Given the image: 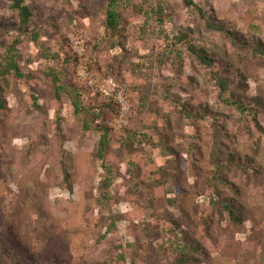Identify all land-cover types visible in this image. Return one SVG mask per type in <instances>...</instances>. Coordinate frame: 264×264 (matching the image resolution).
<instances>
[{
	"label": "rangeland",
	"instance_id": "rangeland-1",
	"mask_svg": "<svg viewBox=\"0 0 264 264\" xmlns=\"http://www.w3.org/2000/svg\"><path fill=\"white\" fill-rule=\"evenodd\" d=\"M107 2L26 0L39 37L19 47L23 77L1 82L0 264H173L184 243L199 250L192 264H264V134L253 120L264 128V58L247 46L264 42V0H119L114 36ZM16 26L0 0V64ZM82 30L90 67L115 77L131 104L104 161L95 126L109 127L110 113L73 79L68 34ZM183 34L213 67L176 41ZM55 78L81 92L82 114ZM129 129L150 148L120 141Z\"/></svg>",
	"mask_w": 264,
	"mask_h": 264
},
{
	"label": "trees",
	"instance_id": "trees-1",
	"mask_svg": "<svg viewBox=\"0 0 264 264\" xmlns=\"http://www.w3.org/2000/svg\"><path fill=\"white\" fill-rule=\"evenodd\" d=\"M8 1H9V7L16 13L17 36L15 38H13L12 41L9 43V45L6 47L4 54H3V57L1 59L2 62L0 64V108H4V105H5L4 101L2 99V96H3L2 92L3 91H2V87H1V82H3V80H5L10 75H13V76L18 77V78L23 77V74L21 73V67L19 65V58L21 57L19 47L23 42V38L25 36L29 35L30 40L33 41V40L38 39V37H39V34L34 29V24H33L34 10L30 7L29 4L26 3V0H8ZM118 2H119V0H108L107 6L105 9L104 27H105L106 33L109 34L110 36H114L115 33H118L119 28H120V25H119L120 24V15H119V12L117 10V6L119 5ZM199 12H200V15L203 17V19L205 20V23L208 26V28L216 29V30L224 32L226 37H228L230 39V41L232 42V44L234 46L240 45L237 42V37L231 31L225 29L222 25H218L214 21V19H215L214 15L207 16L205 11H203L202 9H199ZM90 41H91V39L86 44L85 59H86L88 69L94 71L90 67V64L88 63V60H87V48H88ZM176 41L184 42V44H186V48L188 50H190V52L195 54L201 63H203L209 67L214 66V60L206 54L204 49L197 48L194 45L192 38L190 40V36H188L187 34L180 35L176 39ZM241 45H244V44H241ZM247 46L250 48V50L252 51V54L254 56H259V57L264 58V42L263 41H261L260 39L259 40L257 39L254 42H247ZM68 48H69V52H70L69 54H70V58L72 60V67H73V72H74V68L76 65V57L71 52L69 44H68ZM106 75H109V74H106ZM110 76H112V75H110ZM54 80H57V81L53 82L55 85V90H56L57 96H59L62 93H66V95L69 97L70 102L73 106L74 112L76 114H82L84 106H83L82 101H81L82 100L81 92L73 90V89H68L67 86H65L64 84L58 83L59 79H57V78L53 79V81ZM216 80H217L218 86L220 88V93L221 94L226 93L228 90V87H229V82H228L229 77H227V76L221 77L219 75V76H216ZM81 88H83V87H81ZM83 89H85V88H83ZM85 90H87V89H85ZM94 96L98 97V95H94ZM98 99L101 101V104L104 107H106L107 110L109 111V113H110L109 118L116 115L117 107L112 101H109V100L103 101L99 97H98ZM224 100L227 103L230 102V104L234 105L235 108L240 110L241 112L248 111L251 113V111H252L248 106H245L239 99L231 98L229 100L228 99H224ZM253 120H254L257 128L264 134V128H262L259 125V123L255 117L253 118ZM83 127L86 130L90 128V126L85 121L83 122ZM95 128H96V130H98L100 132V135H99V139L97 141V146H96L94 154L98 160L104 161L106 158V155H107V150L109 148L110 136H111L112 130L110 127H103L101 125H96ZM125 128H123L122 130H124ZM123 136L124 137L121 138L120 141L121 140H124L127 142L136 141L140 146H141L142 142L149 143L142 133H140L139 131L133 130V129H129V130L125 131ZM217 165L218 164L216 163V166ZM223 206L225 208L224 210L226 211V213L228 214L230 219L235 220V221H240L239 214H238L237 210H235L233 205L226 203ZM178 250H179V254L176 257V259L174 260L173 264H192L193 256L190 254V252L191 251L196 252V253L199 252V250L195 246H190L188 243H184V245L179 246Z\"/></svg>",
	"mask_w": 264,
	"mask_h": 264
},
{
	"label": "built area",
	"instance_id": "built-area-1",
	"mask_svg": "<svg viewBox=\"0 0 264 264\" xmlns=\"http://www.w3.org/2000/svg\"><path fill=\"white\" fill-rule=\"evenodd\" d=\"M90 39L91 33L88 30L73 31L68 34L69 47L76 57L73 79L91 95H98L101 100H109L116 105V115L109 118L106 123L113 131L118 132L128 125L131 104L126 97L124 86L115 77L88 69L85 55L86 44ZM141 147L149 149L150 144L142 142Z\"/></svg>",
	"mask_w": 264,
	"mask_h": 264
}]
</instances>
